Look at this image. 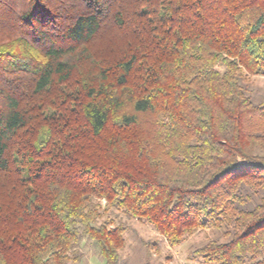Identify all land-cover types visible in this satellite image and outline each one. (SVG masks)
<instances>
[{
  "label": "trees",
  "instance_id": "trees-1",
  "mask_svg": "<svg viewBox=\"0 0 264 264\" xmlns=\"http://www.w3.org/2000/svg\"><path fill=\"white\" fill-rule=\"evenodd\" d=\"M264 0H0V264H120L125 227L264 264Z\"/></svg>",
  "mask_w": 264,
  "mask_h": 264
},
{
  "label": "rangeland",
  "instance_id": "rangeland-1",
  "mask_svg": "<svg viewBox=\"0 0 264 264\" xmlns=\"http://www.w3.org/2000/svg\"><path fill=\"white\" fill-rule=\"evenodd\" d=\"M252 99L264 100V76H254L251 84ZM116 222L125 227V245L120 251V264H202L192 258V251L217 236L215 231L201 230L186 237L176 247H169L154 227L143 220L114 211ZM82 257L77 264H105L97 247L89 240L80 243Z\"/></svg>",
  "mask_w": 264,
  "mask_h": 264
}]
</instances>
